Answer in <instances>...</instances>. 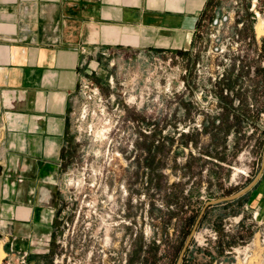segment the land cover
Returning a JSON list of instances; mask_svg holds the SVG:
<instances>
[{"label": "rangeland", "instance_id": "obj_1", "mask_svg": "<svg viewBox=\"0 0 264 264\" xmlns=\"http://www.w3.org/2000/svg\"><path fill=\"white\" fill-rule=\"evenodd\" d=\"M203 17L190 52L99 55L67 129L51 251L18 254L0 228L3 264H176L184 217L191 233L260 174L264 0H214ZM263 190L210 207L181 264H264Z\"/></svg>", "mask_w": 264, "mask_h": 264}, {"label": "crops", "instance_id": "obj_2", "mask_svg": "<svg viewBox=\"0 0 264 264\" xmlns=\"http://www.w3.org/2000/svg\"><path fill=\"white\" fill-rule=\"evenodd\" d=\"M213 2L0 0V228L16 234L4 245L50 253L67 129L99 55L190 52Z\"/></svg>", "mask_w": 264, "mask_h": 264}, {"label": "water", "instance_id": "obj_3", "mask_svg": "<svg viewBox=\"0 0 264 264\" xmlns=\"http://www.w3.org/2000/svg\"><path fill=\"white\" fill-rule=\"evenodd\" d=\"M262 155H263V162H262V171L260 172V174L258 176H256V178H254V180L251 182V184L244 190H240L237 192V194L235 195H232L230 197H223L222 199H218V200H211L209 201L201 210L200 214H199V217L198 219L196 220L195 224L193 225V229L190 233V235H188L187 239H185V243H184V246H183V249H181L180 253H179V259H178V262L176 264H181L183 263V259H184V254L186 252L187 249H189L190 245H191V240L193 238V236L196 234V231H197V227L199 225V223L201 222V220H203L204 216L206 215V211L210 208V207H214V206H218V205H221V204H224L226 202L230 203V202H234V201H237V199H239L240 197L242 198L243 196H245L249 191H251L254 186L257 185V182L259 181L260 177L262 176V173L264 171V148H263V151H262Z\"/></svg>", "mask_w": 264, "mask_h": 264}, {"label": "trees", "instance_id": "obj_4", "mask_svg": "<svg viewBox=\"0 0 264 264\" xmlns=\"http://www.w3.org/2000/svg\"><path fill=\"white\" fill-rule=\"evenodd\" d=\"M219 101H221V104L223 105V108L225 109V111H227L228 113V115L229 116H232L233 117V119H234V121L233 122H236V123H242L243 122V120L245 121V122H247V123H249V122H251L250 120V118L248 119L247 118V116H246V114H243V113H238V112H235L236 110L234 109V110H232L231 109V105H232V102H230L229 100H227V98H225L224 96H219ZM228 119V118H227ZM227 119H226V121H227ZM223 123H225V121L223 120ZM213 141H217V139L216 138H213ZM218 142H219V139H218ZM221 163L223 162V161H225V159L222 157V159H220L219 160ZM239 200V199H238ZM237 202V201H236ZM193 221H194V217H192L191 215L190 216H188V217H184V224H183V229H182V243H184L183 242V240L185 239V237H187L188 236V234H190V230H191V225H192V223H193ZM182 245L183 244H179V247L176 249V251L174 252V257H175V259L177 258V255H178V253H179V249L180 248H182ZM155 250V249H154ZM153 251V250H152ZM137 253V251H135V253L134 254H136ZM131 264V263H130Z\"/></svg>", "mask_w": 264, "mask_h": 264}, {"label": "bare ground", "instance_id": "obj_5", "mask_svg": "<svg viewBox=\"0 0 264 264\" xmlns=\"http://www.w3.org/2000/svg\"><path fill=\"white\" fill-rule=\"evenodd\" d=\"M261 28H262V27H259V28H258V32H259V34H263V31H262Z\"/></svg>", "mask_w": 264, "mask_h": 264}]
</instances>
